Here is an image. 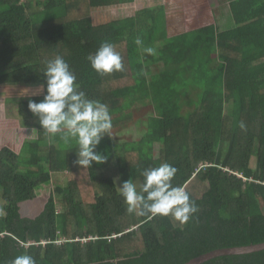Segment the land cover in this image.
I'll return each mask as SVG.
<instances>
[{
	"label": "trees",
	"instance_id": "16d2710c",
	"mask_svg": "<svg viewBox=\"0 0 264 264\" xmlns=\"http://www.w3.org/2000/svg\"><path fill=\"white\" fill-rule=\"evenodd\" d=\"M36 1L0 0V87L44 84L45 61L60 55L78 90L108 106L110 133L133 120L136 102L150 99L153 114L139 140L114 143L106 135L96 150L107 161L83 167L74 163L76 141L47 134L29 111V99L43 95L18 100L20 126L38 136L19 152L0 146V264L25 253L36 264H186L218 248L263 242L264 0L231 2V29L217 23L173 38L148 34L157 29L155 9L93 23V9L134 0H48L41 20ZM105 41L120 53L123 71L91 67L87 57ZM156 57L167 69L148 81L146 61ZM165 162L177 168L172 184L198 206L187 224L171 214H129L119 194L118 181L142 186V171ZM62 173L68 184L54 188L43 212L22 217L20 204ZM196 183L205 187L200 195L191 189ZM205 264H264V250Z\"/></svg>",
	"mask_w": 264,
	"mask_h": 264
},
{
	"label": "clouds",
	"instance_id": "9594fccd",
	"mask_svg": "<svg viewBox=\"0 0 264 264\" xmlns=\"http://www.w3.org/2000/svg\"><path fill=\"white\" fill-rule=\"evenodd\" d=\"M135 43L142 45L139 38ZM144 51L154 54L151 47ZM87 59L91 67L102 75L124 70L120 53L106 41ZM43 76L45 83L31 93L33 96L43 95V99L40 102L28 101V109L41 128L52 136L62 133L66 142L70 139L76 141L79 149L74 161L76 165L92 167L94 162H106L108 157L96 149L106 135L111 137L108 106L88 99L84 91L78 90L76 75L60 55L45 61ZM240 127L244 128L243 123ZM176 172L177 168L166 162L158 167L145 168L141 173L144 182L139 191L131 178L122 181L118 191L127 205V212L131 214L139 209V215L171 214L180 224H187L199 209L182 186L172 184ZM10 264H36V260L25 253L15 257Z\"/></svg>",
	"mask_w": 264,
	"mask_h": 264
},
{
	"label": "rangeland",
	"instance_id": "374dc122",
	"mask_svg": "<svg viewBox=\"0 0 264 264\" xmlns=\"http://www.w3.org/2000/svg\"><path fill=\"white\" fill-rule=\"evenodd\" d=\"M199 1V0H198ZM210 0H202V5L205 7L206 16L208 20L213 19V14L210 12L209 7ZM161 0H155V3H160ZM184 2V0H183ZM180 4V3H179ZM165 8V7H164ZM189 8V7H188ZM167 7L165 8V10ZM176 10L179 9L178 7L175 8ZM125 10V11H124ZM156 12L163 14V8L155 9ZM188 14L192 16H197L195 12H199V9H192L189 10L186 8ZM202 10V9H201ZM50 11V2L48 0H37L35 3V12H36V19H46L49 15L48 12ZM129 8L127 5H111L105 8H98L92 10V21L94 24H102L109 22L114 19H118L128 13ZM157 14V16H158ZM55 14H51L53 17ZM215 17H217L218 12H215ZM191 17V16H190ZM209 22V21H207ZM221 22L220 20L218 21ZM233 19L231 18L230 12L226 13L224 24L222 25L223 29H231L233 25ZM198 24H193L190 26H196ZM39 86H24V85H9V86H1L0 87V146L8 145L11 148L15 149L19 152L22 142L27 139L37 138V130L36 129H26L20 126L19 119L17 115V101L21 99L31 98L34 97L31 95L33 91H35ZM26 95V96H24ZM39 96V95H35ZM133 112V120L129 122H125L126 124L114 129L111 134L112 138L115 142H127L132 140H137L142 137V130L140 125V120L146 119L149 114L153 113V109L150 103V100L146 99L145 101L136 102L132 107ZM156 149V148H155ZM157 151H154L156 155ZM255 167V164L253 168ZM119 186H121V182L118 181ZM68 184V178L66 173L62 174H55L53 176V182L50 188L43 189L40 195L36 198V200L32 202H25L20 204V215L22 217H31L35 218L39 214H41L47 204L50 194L54 191V188L57 185L65 186ZM134 184L137 186V190L139 191L141 188V184L139 181H135ZM190 184L189 186L191 187ZM189 187V188H190ZM195 194L200 195L202 191H205V187L196 183L194 187L191 188ZM5 202L3 201L2 197L0 196V215L4 214ZM59 211H62L60 208Z\"/></svg>",
	"mask_w": 264,
	"mask_h": 264
},
{
	"label": "crops",
	"instance_id": "0c3cea01",
	"mask_svg": "<svg viewBox=\"0 0 264 264\" xmlns=\"http://www.w3.org/2000/svg\"><path fill=\"white\" fill-rule=\"evenodd\" d=\"M201 1L202 0H199V1L198 0H184L183 2V0H161L160 3L156 4L155 0H134V2L131 4H124L128 6L129 11L124 16L118 19H122L126 17H133L138 13V11L142 9H148V10L156 9V8L159 9L161 6L163 8V14L162 13L158 14V12H156L155 14L156 15L158 14V16L155 17V21H153V24L157 26V29L153 31L152 33H148V34H167V37L173 38L179 34H193V30L203 27V26H208L211 24L215 25L219 23L218 22L219 20L221 21L219 25L222 28L223 27L222 25L224 24V21H225L226 13L230 12L229 7H230L231 2H233L234 0H210L209 1V7H210L209 13L213 14L212 20L211 19L208 20L206 16V11H205L206 6L203 7ZM119 5H122V4H119ZM164 7L165 8L167 7V9L165 10ZM176 7H178L179 9L176 10L175 9ZM186 8L188 10L190 8L192 9L198 8L199 12L197 11L195 12L197 16H192L191 14L187 13V10L185 11ZM216 11L218 12L217 17H215ZM230 15H231V12H230ZM231 18H232V15H231ZM193 24H198V25L190 26ZM215 55L216 54L214 52L213 56ZM157 58L158 57H156L155 60L150 59L149 61H146L145 65L147 68L148 81H151L152 79H154L153 81L160 79L161 75L164 72H166V69H167L166 63L163 60H159ZM177 69L178 71H180L179 68ZM150 103H151V100H150ZM151 106H152V103H151ZM152 114H149L146 117V119L140 120V125H141L140 128L142 130L141 131L142 134L146 130L147 119ZM132 141H136V140H132ZM27 218H31V217H27Z\"/></svg>",
	"mask_w": 264,
	"mask_h": 264
},
{
	"label": "water",
	"instance_id": "95a60500",
	"mask_svg": "<svg viewBox=\"0 0 264 264\" xmlns=\"http://www.w3.org/2000/svg\"><path fill=\"white\" fill-rule=\"evenodd\" d=\"M261 250H264V241L256 244H249L243 246L218 248L209 251V253L207 254L200 255L186 264H205L217 258L250 255L258 253V251Z\"/></svg>",
	"mask_w": 264,
	"mask_h": 264
},
{
	"label": "built area",
	"instance_id": "2783aa9c",
	"mask_svg": "<svg viewBox=\"0 0 264 264\" xmlns=\"http://www.w3.org/2000/svg\"><path fill=\"white\" fill-rule=\"evenodd\" d=\"M116 235H113L112 237H115ZM82 240H86V239H82ZM60 242V241H59Z\"/></svg>",
	"mask_w": 264,
	"mask_h": 264
}]
</instances>
